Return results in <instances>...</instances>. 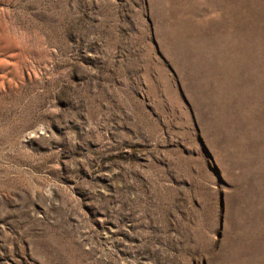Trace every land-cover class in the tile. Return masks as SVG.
I'll use <instances>...</instances> for the list:
<instances>
[{
	"label": "rangeland",
	"instance_id": "obj_1",
	"mask_svg": "<svg viewBox=\"0 0 264 264\" xmlns=\"http://www.w3.org/2000/svg\"><path fill=\"white\" fill-rule=\"evenodd\" d=\"M0 264H264V0H0Z\"/></svg>",
	"mask_w": 264,
	"mask_h": 264
}]
</instances>
